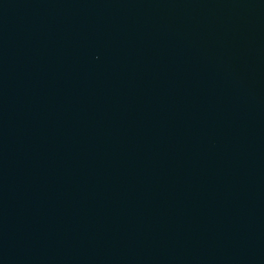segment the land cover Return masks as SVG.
Here are the masks:
<instances>
[{
	"label": "water",
	"instance_id": "1",
	"mask_svg": "<svg viewBox=\"0 0 264 264\" xmlns=\"http://www.w3.org/2000/svg\"><path fill=\"white\" fill-rule=\"evenodd\" d=\"M0 264H264V0H0Z\"/></svg>",
	"mask_w": 264,
	"mask_h": 264
}]
</instances>
